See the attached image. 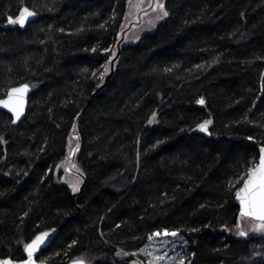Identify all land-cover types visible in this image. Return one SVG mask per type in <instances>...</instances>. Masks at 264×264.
<instances>
[{
    "label": "trees",
    "instance_id": "trees-1",
    "mask_svg": "<svg viewBox=\"0 0 264 264\" xmlns=\"http://www.w3.org/2000/svg\"><path fill=\"white\" fill-rule=\"evenodd\" d=\"M127 2L0 0V97L31 87L20 122L0 110V257L57 228L37 260L264 264L235 202L264 144V0H165L118 44ZM77 115L72 191L55 172Z\"/></svg>",
    "mask_w": 264,
    "mask_h": 264
},
{
    "label": "snow or ice",
    "instance_id": "snow-or-ice-1",
    "mask_svg": "<svg viewBox=\"0 0 264 264\" xmlns=\"http://www.w3.org/2000/svg\"><path fill=\"white\" fill-rule=\"evenodd\" d=\"M157 7L161 10L163 16L168 15V12L164 10L163 4H157ZM32 15H34V13L28 8H23L20 11L19 17L16 19L9 17L8 20L9 23H19L23 25L27 17ZM93 51H95V49H93ZM107 71L108 68L106 66L105 72ZM27 87V85H24L21 88H12L7 93L6 99H0V106L13 112L17 119H19L23 111V94L27 91ZM198 103L203 104L204 100L201 99ZM211 123L212 121L210 120L205 121L204 123L199 124L198 127L201 131L206 132L208 130L207 126ZM237 183H241V186L235 192V198L239 201L241 206L240 216L258 222L256 224L257 229L264 230V147L259 151L258 161L254 160L250 163V166L247 167L245 173L238 178ZM73 190L76 191L78 189L74 188ZM193 231H195V229ZM246 234L247 233L243 231L240 232V235L242 236ZM48 235L47 232H42L35 236L31 243L25 246L28 259L25 260L23 264H36L33 259L34 253L40 249V246L45 242ZM154 235L157 237L161 235H171L175 237L178 235V232L169 233L165 230L163 233L156 232ZM0 264H13V261L11 259L0 260ZM73 264H84V262L82 260H77L73 261ZM180 264H184V261L181 260Z\"/></svg>",
    "mask_w": 264,
    "mask_h": 264
},
{
    "label": "rangeland",
    "instance_id": "rangeland-1",
    "mask_svg": "<svg viewBox=\"0 0 264 264\" xmlns=\"http://www.w3.org/2000/svg\"><path fill=\"white\" fill-rule=\"evenodd\" d=\"M164 1L165 0H128L126 12L121 24V42H136L143 33L153 30L156 24L165 17L162 15L161 10L157 7V4H163L164 6ZM164 10L166 11L165 7ZM106 66L107 64L104 68ZM103 72H105V69ZM70 149L71 148H69V150ZM67 166L68 163H66V161L60 163L56 169L55 175H59V181L69 186L70 189L74 191V188L79 189L81 185V172L77 165L73 166L72 171H69ZM257 223L258 222H255L250 218H242L239 215L237 229L243 232L255 234L264 233V230L257 229ZM132 264H141V262L139 260H135Z\"/></svg>",
    "mask_w": 264,
    "mask_h": 264
},
{
    "label": "water",
    "instance_id": "water-1",
    "mask_svg": "<svg viewBox=\"0 0 264 264\" xmlns=\"http://www.w3.org/2000/svg\"><path fill=\"white\" fill-rule=\"evenodd\" d=\"M6 25H9V20H8V22L6 23ZM120 35H121V37H122V33H121ZM120 42H121V39H120L117 43L119 44ZM115 57H116V56H115ZM113 61H114V59L111 60L110 73L113 72ZM24 85H27L28 87H27V91L23 94V111H22V114L20 115L19 119H17V118H16V115H15L13 112L9 111V109H6V108H4L3 106H0V110H3L4 112H6L7 114H9V115L11 116V119H12V122H13V123H18V122H20V121L24 118L25 113H26V109H27V106H28V97H29V95H30V93H31V87H30L27 83H21V84L15 85V86H11V87H9V88L7 89V91H6V93H5L4 96H3V97H0V99H6V98H7V93L10 91V89H12V88H21V87L24 86ZM78 116H79V115H77V117L75 118V120H74V122H73V125H72V128H71V136H72L73 138H75L76 142H75V144L72 146V148H71V150H70V153H69V161H68V166H67V169H68L69 171H72L73 166L75 165L76 154H77V152H78V150H79V148H80V137H79V134H78V132H77V120H78ZM262 147H264V144L260 147V149H261ZM260 149H259V151H260ZM258 156H259V153H258ZM257 161H258V158H257ZM241 183H242V182H241ZM240 186H241V184H240ZM240 186H239V187H240ZM81 187H82V184L80 185L79 190L81 189ZM239 187H238V188H239ZM238 188H237V189H238ZM79 193H80V191H78L77 193H74L73 196L76 197ZM235 202L238 204V207H239V213H240V211H241L240 203H239L238 200H236V198H235ZM56 231H57V228H54V229H52L51 231H48L47 233H48L49 235H48V237L45 239V242L40 246V249H39L36 253H34L33 259L35 260L36 264H42V262H43V264H52V263H48V262H46V261L37 260L36 256H37L38 252L41 250V248H42L45 244H47V243L49 242L51 236H52ZM38 235H39V234H38ZM33 239H34V238H33ZM33 239H32V240H33ZM32 240H31V241H32ZM31 241H30L29 243H31ZM29 243H28V244H29ZM5 259H11V260L13 261V264H23V262H24L25 260H27L28 257H27V252L25 251V257L22 258V259L15 260V259H12V258H10V257H0V260H5ZM74 261H77V260H74ZM83 262H84V261H83ZM68 264H73V261H71V262L68 263ZM84 264H85V263H84Z\"/></svg>",
    "mask_w": 264,
    "mask_h": 264
},
{
    "label": "bare ground",
    "instance_id": "bare-ground-1",
    "mask_svg": "<svg viewBox=\"0 0 264 264\" xmlns=\"http://www.w3.org/2000/svg\"><path fill=\"white\" fill-rule=\"evenodd\" d=\"M70 153V152H69Z\"/></svg>",
    "mask_w": 264,
    "mask_h": 264
}]
</instances>
